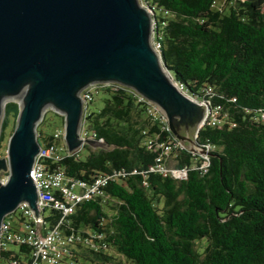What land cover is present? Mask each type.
<instances>
[{
	"label": "trees",
	"instance_id": "obj_1",
	"mask_svg": "<svg viewBox=\"0 0 264 264\" xmlns=\"http://www.w3.org/2000/svg\"><path fill=\"white\" fill-rule=\"evenodd\" d=\"M214 1L143 0L162 12L156 17V39L161 38V58L173 79L227 115L223 126L196 132L198 146L216 147L207 166L202 156L181 149L169 165L186 170L184 179L151 172L157 154L146 140L175 135L153 124L134 92L117 84L98 86L91 103L102 92L103 106L86 112L85 126L102 146H85L84 158L67 156L61 165L69 177L85 181L115 171L126 176L63 221L61 212L48 211L51 227L62 221L66 233L102 236L94 247L78 245L84 252H75L70 264H78V256L85 259L84 253L92 264H124L109 250L131 264H264V0H232L223 12ZM19 111L15 102L5 106L0 151L8 119L15 121L11 136ZM37 133L49 144L52 134ZM202 240L207 244L199 251ZM31 254L28 246H13L2 253L0 264L29 262Z\"/></svg>",
	"mask_w": 264,
	"mask_h": 264
},
{
	"label": "water",
	"instance_id": "obj_2",
	"mask_svg": "<svg viewBox=\"0 0 264 264\" xmlns=\"http://www.w3.org/2000/svg\"><path fill=\"white\" fill-rule=\"evenodd\" d=\"M153 14L138 0H0V126L5 102L20 109L7 156L0 158V172L8 173L0 180V230L21 203L40 214L31 174L42 148L37 128L44 108L66 116L69 150L80 148V93L93 83L133 89L160 109L188 149L206 154L193 144L205 109L177 89L154 50Z\"/></svg>",
	"mask_w": 264,
	"mask_h": 264
},
{
	"label": "built area",
	"instance_id": "obj_3",
	"mask_svg": "<svg viewBox=\"0 0 264 264\" xmlns=\"http://www.w3.org/2000/svg\"><path fill=\"white\" fill-rule=\"evenodd\" d=\"M223 2V4L229 5L233 1L223 0ZM218 6H220L219 0H215L213 7L217 11L223 12V9ZM148 8L154 13L152 16V46L156 53L161 56V38L156 39L158 21L156 17L160 13L162 14V12L160 10L156 12L157 9L154 7L148 6ZM113 84L116 83H102L103 86ZM174 84L180 92L205 109L204 117L198 124L197 131L206 126L220 127L225 124L227 115L223 114L221 106L211 107L209 100L200 99L188 93L183 83L174 81ZM208 91H211V89ZM80 94L84 102V116L80 126V139L83 141V144L74 151L69 150L66 141V116L61 114L64 118L63 128L57 129L52 134L49 144L42 146L32 167L31 177L38 191L37 206L40 214L36 216L29 204L21 203L15 211L19 214L17 222H13L12 214L15 212L4 218L0 230V256L3 252L8 251L11 246L25 245L31 248L32 254L30 261L22 264H61L65 256L70 254L72 249H75L78 245L94 247V240L96 238L102 240L101 235L92 233L91 231L85 234L74 231L66 233L60 227V223L66 217L75 213L80 203L104 196L105 189L112 181H115L120 176H126L123 171H115L113 175L101 174L85 181L69 177L65 167L61 165L65 157L75 154L79 155V151L88 145L86 143L87 140H96L99 143L103 141L94 130L85 128L86 107L93 100V90H84ZM134 94L137 95V102L145 105V110L149 117H151L153 124L158 123L161 130L171 131L167 118L161 114L159 109L142 95L137 92H134ZM144 134H147V130L144 131ZM196 137L197 133L194 136L193 144L196 147L204 149L206 152V154L196 152V155L198 154L206 160L203 164V167H206L209 154L216 147L209 143L204 147H200L196 143ZM146 145L149 150L157 154L155 164L150 167L151 172L164 177L170 176L177 180H182L186 177V170L175 169L169 165L170 160L176 156L178 151L185 149L183 143L177 137H174L172 140H163L159 135H153V137H148ZM137 172L135 170L134 174ZM51 209L61 212L63 216L62 221L54 227H51L45 220L48 211ZM102 247L105 249L106 243L103 242ZM11 264L21 263L19 260L13 259Z\"/></svg>",
	"mask_w": 264,
	"mask_h": 264
},
{
	"label": "rangeland",
	"instance_id": "obj_4",
	"mask_svg": "<svg viewBox=\"0 0 264 264\" xmlns=\"http://www.w3.org/2000/svg\"><path fill=\"white\" fill-rule=\"evenodd\" d=\"M138 2H139V5L142 6L143 8H148V5H146L143 2V0H138ZM223 3H224L223 0H219L220 6H218V7H220L221 9H223V11H225L227 9V7H228V4L225 5ZM156 12H158V10ZM152 32H153V28H151V36L153 34ZM116 84H118V83H116ZM101 85H102L101 82L93 83V84L87 86L86 88H84L82 91H84V90L86 91L88 89H92L94 91V89H96L98 86H101ZM118 85L124 87L125 89L130 90L131 92H136L133 89H130L129 87H126L124 85H121V84H118ZM102 98H103L102 92H99L98 94H96L94 102L89 103L87 105V107H86L87 112L91 113V112L99 110L103 106ZM9 102H11V101H8V102L4 103V114H3V118H2V122H1V126H0V137H1V133H2V126H3L4 120H5V106ZM83 109H84V106H83ZM44 111H45V116H44V119H43L44 121L40 122V124H39V126L37 128V131L39 130L40 132H44L47 135H51L57 129H62L63 128L64 118L61 116V114H63V113H60V112L56 111L52 106H47L46 108H44ZM159 111H160V109H159ZM161 114L163 116H165L162 112H161ZM83 116H84V110H83V115H82V122H83ZM14 124H15L14 119L10 117L8 119V124H7L6 128H5L6 136H5L4 140L2 141V146H1V151H0V158H5L7 156L8 142H9V139L11 137L9 135L11 134V132H12V130L14 128ZM85 128H87V127L85 126ZM197 130H198V126L196 127V130H195V132L193 134V139H194V136H195ZM39 141H40L41 145L43 146L44 145L43 144V139L39 138ZM100 147H101V145H100ZM183 147L186 150L190 151L191 153L196 154L195 151H192V150L188 149L184 144H183ZM79 154H80L81 157L84 158L85 155L87 154V150L86 149H81L79 151ZM174 157H176V156H174ZM193 163L195 164L196 161H194ZM171 164H175L174 160H171ZM7 174L8 173L0 172V180L6 181L8 179V175ZM107 201H108V199H107ZM110 205H113V202H109V206H107L108 211L110 212V214H112V212L110 211ZM12 217H13V222L14 223L17 222V220L19 218L18 212L13 213ZM206 244H207L206 240H202V241L197 242V249L199 251H203V249L205 248ZM12 247L13 246H11V248ZM75 250L71 251V253H72L71 256H70L71 258L65 259L64 262L61 263V264H70L71 262H74V257L77 256L74 253L75 252H78V253L79 252L80 253L84 252V250L79 249V247L75 248ZM108 253L110 255H113L118 261H121L124 264H131L129 261H127L126 259H124L120 255H117L115 252H113L111 250H109ZM83 255L84 256L88 255V256H85V259H83L81 256H78V260H79L78 264H92V262L88 259L89 258V254L84 253Z\"/></svg>",
	"mask_w": 264,
	"mask_h": 264
},
{
	"label": "crops",
	"instance_id": "obj_5",
	"mask_svg": "<svg viewBox=\"0 0 264 264\" xmlns=\"http://www.w3.org/2000/svg\"><path fill=\"white\" fill-rule=\"evenodd\" d=\"M87 146H89V147H93L94 149L95 148H98L97 146H92V145H87ZM84 149H86V148H84ZM87 150V149H86Z\"/></svg>",
	"mask_w": 264,
	"mask_h": 264
}]
</instances>
